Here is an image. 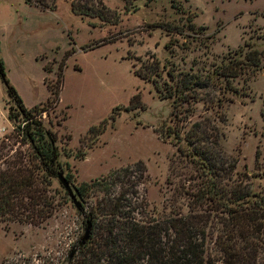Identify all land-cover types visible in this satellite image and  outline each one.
I'll use <instances>...</instances> for the list:
<instances>
[{"label": "rangeland", "instance_id": "obj_1", "mask_svg": "<svg viewBox=\"0 0 264 264\" xmlns=\"http://www.w3.org/2000/svg\"><path fill=\"white\" fill-rule=\"evenodd\" d=\"M43 1L51 5V0ZM70 1L54 0L52 10H41L24 0H0L4 78L26 109L36 106L32 119L52 137L59 173L68 176V183L88 185L140 162L144 172L136 202L144 206L145 216L185 213L183 191L192 184L195 169L177 151L185 147L183 140L170 133L180 129L182 135L203 121L217 128L225 154L237 158L236 172L264 174V60L252 76L235 78L227 89L216 92L223 86L218 81L202 91L201 98L213 97L212 106L197 101L180 115L172 113L170 100L159 97L151 82L134 74L152 59L159 66L203 74L243 44L264 50V0H175V7L169 0H100L105 20L72 14ZM187 20L198 30L182 27L178 35L158 26H184ZM169 40L178 46L172 41V56L164 48ZM47 84L57 90V99L49 97ZM9 107L15 114L0 79V139L21 125L19 117L7 119ZM262 176L255 183L264 185ZM88 190L78 199L83 213L101 196ZM50 191L55 210L41 225L0 222V264H67L69 250L83 232V213L56 178H51Z\"/></svg>", "mask_w": 264, "mask_h": 264}, {"label": "trees", "instance_id": "obj_2", "mask_svg": "<svg viewBox=\"0 0 264 264\" xmlns=\"http://www.w3.org/2000/svg\"><path fill=\"white\" fill-rule=\"evenodd\" d=\"M53 1L50 5L43 0H24L41 10H52ZM169 3L171 7L176 5L175 0ZM69 10L80 18H106L100 0H71ZM158 26L178 35L183 29L198 30L190 20L184 26L171 22ZM172 41L178 47L174 40L164 44L171 56ZM262 60L263 49L243 44L233 56L225 57L203 74L191 68L176 71L172 64L168 68L164 64L159 66L155 59L134 74L151 82L159 97L170 100L172 113L180 115L187 113L190 104L197 101L212 106L213 97L201 98L202 91L213 88L218 81L223 86H218L216 92L227 89L235 78L257 72ZM62 65L57 66L55 74L58 86ZM0 69V79L15 111L12 115L9 107L6 117L21 119V125L13 127V134L0 139V222L39 226L55 210L50 186L51 178H56L61 169L58 153L50 134L32 119L36 106L28 109L23 106L4 78L1 62ZM42 69L46 71L45 67ZM46 88L49 97L57 99V90L48 84ZM128 108L129 105L124 109ZM181 131L173 129L170 134L183 140L185 147H178L177 151L195 169L190 178L192 184H187L183 191L185 213L172 212L160 219L145 216L144 206L136 202V185L144 172L140 162L106 178L94 179L88 185L81 184L76 188L79 198L85 196L88 189L99 191L101 196L87 206L85 213L82 205L79 206L83 229L89 223V235L67 259V264H264V185L254 181L262 175L264 179L262 170L236 172L237 158L225 154L219 142L220 133L208 121L192 123L182 135ZM23 145L25 150H21ZM253 162L256 168L257 150ZM64 178L68 180L67 175ZM115 184L117 190L113 193Z\"/></svg>", "mask_w": 264, "mask_h": 264}, {"label": "water", "instance_id": "obj_3", "mask_svg": "<svg viewBox=\"0 0 264 264\" xmlns=\"http://www.w3.org/2000/svg\"><path fill=\"white\" fill-rule=\"evenodd\" d=\"M0 77H1V69H0ZM56 179L63 188V190L66 192L68 198L74 204L75 209L78 211L80 202L78 200L79 196L77 194L76 188L71 183H68L60 173L56 175ZM88 235H89V223L86 224L85 228L83 229L82 235L80 236L76 244L69 250L67 259H70L71 256L76 251V249L84 244V242L88 238Z\"/></svg>", "mask_w": 264, "mask_h": 264}]
</instances>
